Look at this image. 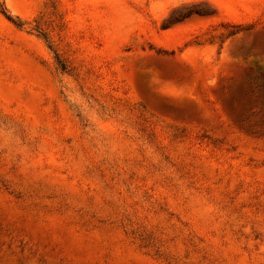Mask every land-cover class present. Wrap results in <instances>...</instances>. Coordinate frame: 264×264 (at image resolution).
I'll return each instance as SVG.
<instances>
[{"label":"rangeland","instance_id":"374dc122","mask_svg":"<svg viewBox=\"0 0 264 264\" xmlns=\"http://www.w3.org/2000/svg\"><path fill=\"white\" fill-rule=\"evenodd\" d=\"M0 264H264V0H0Z\"/></svg>","mask_w":264,"mask_h":264},{"label":"trees","instance_id":"16d2710c","mask_svg":"<svg viewBox=\"0 0 264 264\" xmlns=\"http://www.w3.org/2000/svg\"><path fill=\"white\" fill-rule=\"evenodd\" d=\"M10 19V16H7Z\"/></svg>","mask_w":264,"mask_h":264}]
</instances>
